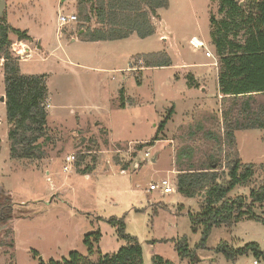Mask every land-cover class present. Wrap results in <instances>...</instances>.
Wrapping results in <instances>:
<instances>
[{"label": "rangeland", "instance_id": "obj_1", "mask_svg": "<svg viewBox=\"0 0 264 264\" xmlns=\"http://www.w3.org/2000/svg\"><path fill=\"white\" fill-rule=\"evenodd\" d=\"M241 1L245 5L250 0ZM169 2L154 17V36L85 41L80 29L100 26L90 0H6L7 24L40 41L24 40L23 45L16 34L9 36L22 74L46 75L47 135L52 139L43 158L13 159L6 103L0 100V199L5 194L14 202L12 218L0 222L9 224L0 232V264L63 260L72 251L97 261L100 252L114 253L126 244L108 221L111 217H123L127 232L143 246L145 264H153L155 256L192 264L191 257L178 253L176 243L185 236L196 264H264L252 250L234 260L217 250L224 241L234 248L255 242L264 251L261 221L216 227L202 247V227L193 230L190 214L201 210L204 194L188 198L149 189L163 177L176 182L180 169L214 160L228 180L226 156L234 151L243 163H253L256 172L251 183L235 186L229 197L242 195L250 202L252 186L264 183V129L234 130L233 143L226 132L229 123L246 122L250 112L264 105V94L225 99L218 94L219 57L210 37V17L219 18V1ZM85 7L90 22L82 21ZM61 13L76 14L77 20L59 24ZM195 37L206 46L196 47ZM208 51L214 57H206ZM155 53H166L172 66H143L140 55ZM4 63L0 58V98L6 92ZM171 109L174 120L158 131ZM141 142L151 143L138 150ZM71 155L76 160L64 170ZM124 163H129L125 171ZM87 167L90 171L81 172ZM253 206L264 218V205ZM97 232L101 237L93 239L91 255L85 239Z\"/></svg>", "mask_w": 264, "mask_h": 264}, {"label": "trees", "instance_id": "obj_2", "mask_svg": "<svg viewBox=\"0 0 264 264\" xmlns=\"http://www.w3.org/2000/svg\"><path fill=\"white\" fill-rule=\"evenodd\" d=\"M215 1V0H212ZM219 18L211 15L210 37L219 57L218 85L223 99L231 97L264 94V0H250L245 5L241 0H218ZM91 12L94 13L96 28H81L79 35L85 41H114L128 38L135 34L147 38L155 34L154 17L159 16V9L168 8L169 0H90ZM83 22H90L92 15L86 7ZM10 33L18 36L19 41L30 40L27 30L21 31L6 22V17L0 18V58L4 59V81H6L5 103L9 122L8 137L10 139V156L17 160L41 159L45 155V145L52 138L48 136L49 90L46 75L22 74L20 62L10 51L12 45ZM159 56L161 59L157 58ZM143 66H172V60L164 54H143ZM157 59V60H156ZM140 66V67H143ZM190 78V77H189ZM192 82L195 80L191 75ZM139 81V80H138ZM192 85V84H191ZM197 85V83H196ZM124 91V89H122ZM251 103L245 104L246 110ZM174 109L169 112V118L163 120L158 131H162L172 118ZM264 129V105L250 112L246 122L229 123L226 129L231 142L235 140L234 130ZM160 137L154 139L157 141ZM151 142H141L137 149H142ZM228 164V180L221 177L218 160L207 166L180 169L177 176V192L188 198H196L204 194L201 210L195 215L190 214L193 230L197 232L202 227V237L199 246L205 247L207 238L216 227L225 225L229 228L242 220H257L264 224V218L256 211L254 204L264 205V183L252 186L249 200L245 196L234 199L229 193L235 186L251 183L255 175L254 164L243 163L239 153L234 151L226 156ZM117 163H119L117 161ZM129 163L122 164V170L128 169ZM87 167L81 172H88ZM0 199V222L7 223L13 216L14 202L8 198ZM118 228L119 236L125 239L117 252L98 254V260L93 261L77 251H72L63 260L49 259L40 264H145L143 246L137 238L127 232L122 218L111 217L108 220ZM100 232L88 234L85 239L89 253L95 252L94 241L100 240ZM218 251L228 259L234 260L237 255L246 254L250 250L258 258H264V251L257 243H249L244 247L234 248L227 242L219 243ZM180 257H191L192 264L197 260L191 252L187 237H182L176 243ZM153 264H175L163 257H153Z\"/></svg>", "mask_w": 264, "mask_h": 264}, {"label": "built area", "instance_id": "obj_3", "mask_svg": "<svg viewBox=\"0 0 264 264\" xmlns=\"http://www.w3.org/2000/svg\"><path fill=\"white\" fill-rule=\"evenodd\" d=\"M58 20H59V24H68L70 22H75L77 20V15L61 13V15H59ZM192 42L194 43L196 47L203 48L204 46H206L205 43L202 41L199 42L201 43V45H198L195 41V38H192ZM206 57L212 58L214 57V54L208 51L206 52ZM75 160H76V157L74 155L68 156L67 164L65 165L64 170H69L71 165L74 164ZM149 189L150 190L151 189L160 190L163 194H170V193L177 191L176 182L172 181L168 177H163L157 182H152L149 185ZM254 262L258 263L257 260H255Z\"/></svg>", "mask_w": 264, "mask_h": 264}, {"label": "crops", "instance_id": "obj_4", "mask_svg": "<svg viewBox=\"0 0 264 264\" xmlns=\"http://www.w3.org/2000/svg\"><path fill=\"white\" fill-rule=\"evenodd\" d=\"M154 19H155V18H154ZM154 19H153V20H154ZM27 33H28V34L30 35V37H31L30 40H25L27 43H33V42H35V41H37V42L40 43V41H38L33 35L30 34V32L27 31ZM154 35H155V34H154ZM154 35H152V36H154ZM136 36H137V35L133 34V35H131V36L128 37V38H132V37H136ZM150 37H151V36H150ZM123 39H124V38H123ZM197 39H198V38L195 37V40H197ZM72 40H74V41H78L79 38H78V39H77V38H76V39L73 38ZM117 40H118V39H117ZM117 40H114V41H117ZM198 40H199V39H198ZM199 42H200V40H199ZM202 42H204V41H202ZM20 43H22L23 45L25 44L24 41H22V42H20ZM27 43H26V45H28ZM204 43H205V42H204ZM205 45H206V44H205ZM41 46H42V45H41ZM205 64H208V63H203V66H204ZM203 66H202V67H203ZM186 69H188V68H186ZM195 76H197V74H196ZM217 76H218V73H217ZM197 78H198V76H197ZM218 94H220V93H218ZM220 96H221V94H220ZM172 119L174 120V118L172 117L168 122H170ZM168 122H167V124H168ZM167 124H166V126H167ZM166 126H165V127H166ZM243 131H249V130H243ZM123 171H125V170H123ZM151 183H152V182H151ZM146 190H147V188H146Z\"/></svg>", "mask_w": 264, "mask_h": 264}, {"label": "water", "instance_id": "obj_5", "mask_svg": "<svg viewBox=\"0 0 264 264\" xmlns=\"http://www.w3.org/2000/svg\"><path fill=\"white\" fill-rule=\"evenodd\" d=\"M6 9V0H0V17L4 15V11ZM3 102H5V96L0 98ZM9 224H0V232L8 227Z\"/></svg>", "mask_w": 264, "mask_h": 264}, {"label": "bare ground", "instance_id": "obj_6", "mask_svg": "<svg viewBox=\"0 0 264 264\" xmlns=\"http://www.w3.org/2000/svg\"><path fill=\"white\" fill-rule=\"evenodd\" d=\"M196 41V43L198 44V45H201V43H199V40L197 39V40H195Z\"/></svg>", "mask_w": 264, "mask_h": 264}]
</instances>
